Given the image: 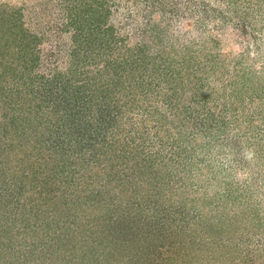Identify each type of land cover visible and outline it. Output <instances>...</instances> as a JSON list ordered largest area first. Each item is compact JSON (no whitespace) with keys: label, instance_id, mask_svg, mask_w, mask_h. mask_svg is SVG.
Instances as JSON below:
<instances>
[{"label":"rangeland","instance_id":"rangeland-1","mask_svg":"<svg viewBox=\"0 0 264 264\" xmlns=\"http://www.w3.org/2000/svg\"><path fill=\"white\" fill-rule=\"evenodd\" d=\"M17 10L43 77L20 99L31 139L5 155L31 152L55 191L0 173V264H264V0H0V20ZM102 30L133 61L70 56ZM66 92L79 115L51 101Z\"/></svg>","mask_w":264,"mask_h":264},{"label":"trees","instance_id":"trees-1","mask_svg":"<svg viewBox=\"0 0 264 264\" xmlns=\"http://www.w3.org/2000/svg\"><path fill=\"white\" fill-rule=\"evenodd\" d=\"M76 5L78 6V3H76ZM19 11L18 10L16 11V16L11 15L7 19L0 20V28H3L4 30L3 36L6 35L7 39L9 38L10 40L9 46H11L10 47L11 50H7L8 42H6V45H3L0 48V104L3 110L2 111L3 113H1L0 127L3 128L4 130V132H2V134L0 135V152L1 153L4 152L3 154H1V157H0V173H2L1 174L2 175L1 184L8 189L10 188L14 190L17 189V191L20 192L22 190L24 191L26 190L25 188L26 184L24 182H27L29 179H31L32 182L35 180L37 183V189H38L37 191H35V194L36 195L39 194L40 199L41 197H43V199L45 197L47 199H50L52 197V192L55 191L51 187L49 188L50 178L54 174L52 175L45 174L41 165L39 164L36 165L32 160H28L27 158L32 154L31 152L27 154L24 151H22L20 153H17L14 157H11V156L6 157L5 155L6 153L8 154L14 153L16 149H19V146H18L19 139L20 137H23L25 133L27 135L26 139L28 140L31 139L30 130H31L32 125L30 126L31 123L29 120H30L31 115H34L38 112L31 106L24 107V105L20 102V99L22 97L21 94L23 93V88L25 89V86L28 83L29 84L33 83L36 77L38 79L43 77L42 75L32 77L28 74L30 73L29 69L31 68V66H33V64L36 63L35 61L38 60L37 59L38 54L36 53L37 40L36 38H32L30 29L28 27H25V21L19 15L20 14ZM73 16L74 14H72V17L71 15H68L69 26L71 25L75 26V24L79 23L81 27H84L82 23L83 22L82 20L84 18L83 19L80 18L77 21V19H75L76 17L75 16L73 17ZM7 21H8V25H6ZM81 27L79 28V30L81 29ZM95 27L99 28L98 26H94L93 28L94 30L96 29ZM89 31H92V29L88 28L86 33L88 34ZM99 33H102V35ZM99 33L97 34L95 33L96 35L94 36L93 40L92 39L83 40L82 38L75 39V41L78 42L80 46L76 45V48L70 53V56L73 57L74 59H77L79 58V53H81V57L84 56L86 57V59H89L90 57L89 52L93 50L92 43L94 44L96 43L98 44V47H101L100 49L102 52V54H100L101 56L114 54V56H118V58L116 59L118 61H121L123 53H126V51L122 53L118 51V48L121 49V47L116 43L118 40L114 37V35L112 36L111 34L106 37L105 35L107 34L106 33L104 34L103 30ZM0 38L2 39L3 37H0ZM3 50H7V51L2 52ZM119 55H121V58H119ZM123 58L127 59L128 61H133L132 59H128L125 56H123ZM125 70L128 71L127 69ZM129 70L130 71L127 74L124 73L125 76H123L122 78V83L123 82L127 83L128 81L133 80L135 74L138 73L137 67H133ZM25 71H29V72L26 73ZM18 77H20L21 79H24L23 84H21L20 81H18L19 80ZM146 81L148 83V80ZM125 86L126 85H123V88ZM55 95L56 96L54 97V99H51V101L58 104V107H61L62 111L68 113L67 115L72 116V115H79L81 113L79 110V107H80L79 103H76L73 100V98H78L77 95L72 94V93L67 94V92L63 95L62 94L61 95L55 94ZM142 95L144 96V93H142ZM123 96L127 97L126 94H123ZM24 100H23L24 104L25 103L28 104V102L30 101V100L27 101V99H24ZM80 125L81 123L79 125L78 123L71 124V126H73L76 130H78L79 128L78 126ZM35 129L37 130V128ZM61 133H64L63 130ZM64 136L65 134L63 135V137ZM58 143H59V148L61 150L63 148V145L61 142H58ZM17 161H18V165L22 163V165L24 166L23 170L27 169L29 171V175L26 174L24 176H21L19 172H17L16 177H14V171L12 172V170L14 169L15 163ZM39 168H40V171H39ZM57 173H59V171ZM9 174L12 175L11 180L7 181L8 180L7 177L9 176ZM38 180L41 181L40 188L38 186ZM108 182H110V180L106 181V183ZM32 202L34 203V200H32ZM6 205L7 203L4 205V207ZM0 209H1V205H0ZM127 251H128L127 256H129L130 261H135L136 258H138L136 253L131 254L128 249ZM144 255L147 257L149 256V254L147 253H145ZM150 259L154 260L152 258ZM21 261H25V259L22 258ZM74 264H76L75 261H74Z\"/></svg>","mask_w":264,"mask_h":264}]
</instances>
